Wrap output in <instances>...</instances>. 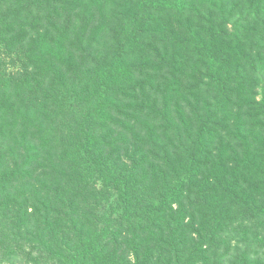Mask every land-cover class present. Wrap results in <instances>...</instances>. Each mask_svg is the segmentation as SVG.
<instances>
[{
	"label": "trees",
	"instance_id": "1",
	"mask_svg": "<svg viewBox=\"0 0 264 264\" xmlns=\"http://www.w3.org/2000/svg\"><path fill=\"white\" fill-rule=\"evenodd\" d=\"M0 264H264V0H0Z\"/></svg>",
	"mask_w": 264,
	"mask_h": 264
}]
</instances>
